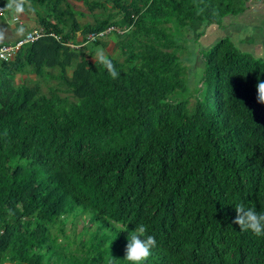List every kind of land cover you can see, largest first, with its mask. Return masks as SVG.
<instances>
[{"label": "trees", "instance_id": "obj_1", "mask_svg": "<svg viewBox=\"0 0 264 264\" xmlns=\"http://www.w3.org/2000/svg\"><path fill=\"white\" fill-rule=\"evenodd\" d=\"M83 1L94 23L69 0H27L48 34L0 60V264H131L141 224L157 243L142 264H264V235L233 223L236 204L264 213V59L221 37L191 91L179 54L250 0ZM111 25L130 27L115 79L67 45Z\"/></svg>", "mask_w": 264, "mask_h": 264}, {"label": "rangeland", "instance_id": "obj_2", "mask_svg": "<svg viewBox=\"0 0 264 264\" xmlns=\"http://www.w3.org/2000/svg\"><path fill=\"white\" fill-rule=\"evenodd\" d=\"M73 6V8L79 13H83L84 15H81L79 18V21L82 23L85 22H92L94 23L95 18L93 17V14L90 12L88 7L86 6L85 2L83 0H69ZM6 3L2 5L4 8L6 6ZM31 4V3H30ZM32 5H29V2L26 3L25 9L31 10ZM30 7V8H29ZM4 16L7 17L9 20H13V16L16 14L12 10H8L5 8ZM21 16V14H18ZM0 14V18H1ZM23 17V16H21ZM17 20L16 18H14ZM264 26V25H263ZM186 35L188 33L186 32ZM84 38V36H81ZM111 37H114L111 35ZM221 37H229L232 41L235 42V44L241 49V50H247L251 52L256 57H260L264 59V27L262 26H251L250 24H243L242 29L238 30L237 27H232V29H227V25H211L209 26L205 33L199 38V40H195L192 35H188L184 40L187 42L186 45L181 49L179 52L181 58L184 61V64L187 66V74L190 79V87L191 91L198 85V80L200 77V74L202 73L203 67L205 65L203 55L210 49ZM179 38V37H178ZM180 41H182L181 38H179ZM87 47H94V45L91 43ZM27 78L28 84L33 85L35 84V80L31 79V76L28 74V72H24ZM71 73V71H70ZM23 76V75H22ZM36 78L38 76L34 75ZM42 82L41 86L44 90V92L48 93L50 91V86H53L56 81L41 77ZM31 82V83H30ZM33 82V83H32ZM193 100V99H192ZM87 220V218H86ZM83 218L74 219L73 217H69V219H66L65 228L67 229V232L76 231V233L82 231L87 221ZM8 264V263H7ZM13 264V263H11Z\"/></svg>", "mask_w": 264, "mask_h": 264}, {"label": "clouds", "instance_id": "obj_3", "mask_svg": "<svg viewBox=\"0 0 264 264\" xmlns=\"http://www.w3.org/2000/svg\"><path fill=\"white\" fill-rule=\"evenodd\" d=\"M26 3L27 0H7L5 8L20 14L24 13ZM5 11L6 10H4V12ZM4 12L0 14H4ZM15 18L18 19L19 17ZM86 43L92 42L86 41L82 45H85ZM14 58L12 60H14ZM94 59L95 63H99L106 68L108 74L113 79L118 77L119 73L115 66L103 51L98 52ZM257 80L258 83L255 86L257 90L256 102L264 105V81H261L259 77H257ZM235 211L236 216L233 223L237 224L242 231L251 230L257 236L264 235V213H258L254 207L246 208L243 204H236ZM146 232V227L141 224L137 225L134 230L128 233V242L125 246L124 259L131 262V264H142L143 261H146L150 257L152 249L157 246L155 237L152 235H146Z\"/></svg>", "mask_w": 264, "mask_h": 264}, {"label": "crops", "instance_id": "obj_4", "mask_svg": "<svg viewBox=\"0 0 264 264\" xmlns=\"http://www.w3.org/2000/svg\"><path fill=\"white\" fill-rule=\"evenodd\" d=\"M29 5H31L29 3ZM30 8V7H29ZM93 14V17L95 18V14L99 13V10H96L94 12L90 11ZM16 13L13 16V20H9L7 17L4 16V14H1L0 18V40L12 43L18 40L19 38L23 37L27 30L32 29L34 27H40L39 26V17L37 15V12L31 8V10L25 9L24 13ZM81 15H84L81 13L78 15V20L81 17ZM15 17H19L17 20H15ZM96 20V18H95ZM94 20V21H95ZM82 23V22H81ZM85 23H92V22H85ZM225 25H227V29H232V27H237L238 30L242 29L243 24H250L251 26H262L264 27V0H250L248 2V7L245 12L239 14V15H228L225 18ZM22 29V31H21ZM78 36H80V39L82 38L80 35V32L77 33ZM113 35L114 37H111ZM102 45H95L94 47L90 48L87 46L91 43H87L86 48L83 47V42L75 45H82L81 48H84V51H82L84 56H89L91 59L95 60L94 57L97 55L98 52L103 51L104 54L109 57H118L120 54V49L117 46V36L115 33H111L107 36H105L103 39ZM80 42V41H78ZM79 48V47H78ZM82 55V54H81ZM15 57V56H14ZM13 57V58H14ZM68 73L71 71V67H67ZM31 76V79L37 80L34 75L35 73H28ZM23 75V76H22ZM24 74L17 75V80L19 82H23L24 79H26ZM55 80V79H53Z\"/></svg>", "mask_w": 264, "mask_h": 264}, {"label": "built area", "instance_id": "obj_5", "mask_svg": "<svg viewBox=\"0 0 264 264\" xmlns=\"http://www.w3.org/2000/svg\"><path fill=\"white\" fill-rule=\"evenodd\" d=\"M4 7L0 6V13L4 12ZM17 19V18H16ZM130 27L124 26L120 27L117 25H111L108 28L98 31V32H90L86 36L87 42H94L98 39H102L105 36L111 34V33H124L128 31ZM48 33L43 27H34L32 29H29L26 31L25 35L15 42L7 43L0 40V60L3 61H10L13 59L14 56H16L17 52L20 50L22 46L29 43H34L42 38H44ZM53 36H56L54 33H51ZM57 37V36H56ZM68 46L75 48L80 47L82 45H75L72 42L67 43ZM6 264V263H5Z\"/></svg>", "mask_w": 264, "mask_h": 264}]
</instances>
